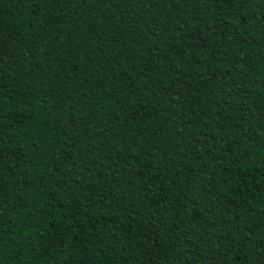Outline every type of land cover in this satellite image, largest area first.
I'll use <instances>...</instances> for the list:
<instances>
[{
  "label": "trees",
  "instance_id": "trees-1",
  "mask_svg": "<svg viewBox=\"0 0 264 264\" xmlns=\"http://www.w3.org/2000/svg\"><path fill=\"white\" fill-rule=\"evenodd\" d=\"M0 264H264V0H0Z\"/></svg>",
  "mask_w": 264,
  "mask_h": 264
}]
</instances>
